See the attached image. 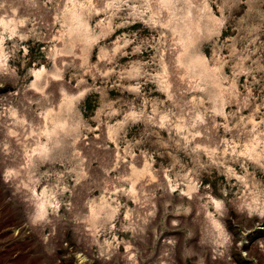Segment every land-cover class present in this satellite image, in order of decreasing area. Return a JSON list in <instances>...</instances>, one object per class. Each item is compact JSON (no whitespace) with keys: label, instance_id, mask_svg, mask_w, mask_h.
Wrapping results in <instances>:
<instances>
[{"label":"rangeland","instance_id":"rangeland-1","mask_svg":"<svg viewBox=\"0 0 264 264\" xmlns=\"http://www.w3.org/2000/svg\"><path fill=\"white\" fill-rule=\"evenodd\" d=\"M0 264H264V0H0Z\"/></svg>","mask_w":264,"mask_h":264},{"label":"bare ground","instance_id":"bare-ground-1","mask_svg":"<svg viewBox=\"0 0 264 264\" xmlns=\"http://www.w3.org/2000/svg\"><path fill=\"white\" fill-rule=\"evenodd\" d=\"M20 146H21V145H20ZM42 206H43V204H42V203H39V205H38V209H37V210H41ZM89 212H90V211H89Z\"/></svg>","mask_w":264,"mask_h":264}]
</instances>
